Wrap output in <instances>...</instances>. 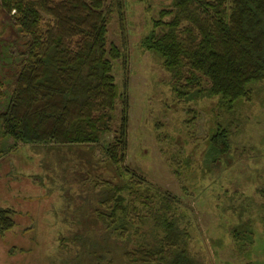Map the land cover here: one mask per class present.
<instances>
[{
	"label": "rangeland",
	"instance_id": "1",
	"mask_svg": "<svg viewBox=\"0 0 264 264\" xmlns=\"http://www.w3.org/2000/svg\"><path fill=\"white\" fill-rule=\"evenodd\" d=\"M170 3L124 0V34L117 12L111 16L108 43L127 58L113 61L121 90L127 81L130 104L123 165L144 178L136 188L150 194L153 207L156 188L178 198L187 250L199 263L264 264V80L232 113L218 97L178 100L160 58L141 47ZM21 38L0 10V113L14 89ZM117 125L118 119L92 151L15 142L0 127V208L13 211L17 227L0 236V264H127L125 252L153 244L152 209L140 200L132 218L138 229L126 223L125 230L111 232L114 225L109 229L97 218L98 209L109 214L98 196L129 181L107 163L105 146ZM218 127L227 129L231 148L213 161L209 139ZM128 192L121 193L125 199Z\"/></svg>",
	"mask_w": 264,
	"mask_h": 264
},
{
	"label": "trees",
	"instance_id": "2",
	"mask_svg": "<svg viewBox=\"0 0 264 264\" xmlns=\"http://www.w3.org/2000/svg\"><path fill=\"white\" fill-rule=\"evenodd\" d=\"M170 2L141 47L160 58L178 100L218 97L220 106L232 113L236 104L251 98L252 86L264 80V0ZM123 8L124 0H0L1 12L10 17L24 41L0 127L15 142L92 151L118 119L105 153L108 165L129 181L98 196L109 214L98 209L97 218L109 229L114 225L111 232L125 230L126 223L133 225L137 218L135 202L140 200L152 209L156 233L153 244L125 252L126 263L201 264L187 250L188 235L176 215L178 198L156 188L159 202L153 207L150 194L136 188L144 178L123 165L130 104L127 81L121 90L113 61L123 57L125 64L127 58L108 43L107 36L115 11L125 33ZM122 48L126 49L125 41ZM230 148L227 129L218 127L210 136L208 154L215 161ZM125 189L127 199L121 194ZM11 214L10 209L0 208V236L17 228ZM134 224L135 229L142 227ZM246 225L244 233L250 228ZM238 231H233L235 240Z\"/></svg>",
	"mask_w": 264,
	"mask_h": 264
}]
</instances>
